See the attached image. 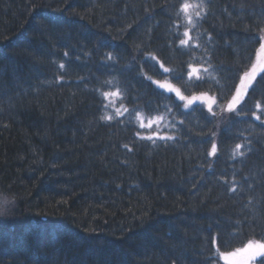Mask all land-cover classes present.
Returning a JSON list of instances; mask_svg holds the SVG:
<instances>
[{
  "label": "trees",
  "instance_id": "16d2710c",
  "mask_svg": "<svg viewBox=\"0 0 264 264\" xmlns=\"http://www.w3.org/2000/svg\"><path fill=\"white\" fill-rule=\"evenodd\" d=\"M183 2L0 0V264H230L264 241V79L228 114L151 79L227 102L264 0ZM138 111L172 136H141Z\"/></svg>",
  "mask_w": 264,
  "mask_h": 264
},
{
  "label": "rangeland",
  "instance_id": "374dc122",
  "mask_svg": "<svg viewBox=\"0 0 264 264\" xmlns=\"http://www.w3.org/2000/svg\"><path fill=\"white\" fill-rule=\"evenodd\" d=\"M189 13L191 15H193V10H190ZM254 56H255V59H254L253 63H257V64L264 63V52L260 51V47H259L256 55H254ZM252 64H251V66H252ZM251 66L245 72L249 71ZM196 69H197V67H196ZM191 72L193 73L192 75H194V76L199 74V70H196L195 72H193V66L191 67ZM243 75H244V73L242 74V76L238 82L237 88H235L236 90H235L233 96L227 102H225L223 104H219L215 100L216 97L214 96V94H212L210 92H203L202 91L200 93H195L192 95L204 94L206 96V99L202 100V101H196V102H194V105L195 104H202L208 109V111H211L213 113H219V114H228V113L236 111L239 104L243 101V99H241V101L238 104H236L234 108H229V104L232 102L233 97L236 96L238 90L241 93H245V89L241 86V79L243 78ZM151 79L153 80L152 82H154V83H155V81H161L162 83L163 82H169L166 80H158L155 78H151ZM169 83H171V82H169ZM171 84L174 85L176 88H179L177 85H175L173 83H171ZM249 89L246 90V94H247ZM246 94H244L243 98L246 96ZM183 95H185V94H183ZM186 96H191V95H186ZM181 102H183V105L186 103L185 101H181ZM210 103L212 104L211 108H209ZM192 106L193 105H189L186 109H190ZM135 118H136L138 125L141 128L140 134H141V136H143L145 138H165V137H171L172 136V134L170 132L171 129L168 130V128H172L173 124H172V121L169 119V117L166 115H161V114L147 115L141 111H138L136 113ZM151 122H154V123H151ZM150 123H151V126H149ZM213 145L216 146L215 141H214ZM13 203H15V200L13 199V197H10L7 195L0 196V217L1 218H4V219L8 218L6 213L9 209H11L14 206ZM249 241H255V240H249ZM246 245H247V242L243 246H241L237 249H244L246 247ZM236 250L233 251V252H236V255L229 256V258L225 261L229 262L230 264H248V262H247L248 253H246L244 251L237 252ZM233 252H231V253H233ZM221 256L224 257L223 255H221Z\"/></svg>",
  "mask_w": 264,
  "mask_h": 264
},
{
  "label": "snow or ice",
  "instance_id": "6c2138e0",
  "mask_svg": "<svg viewBox=\"0 0 264 264\" xmlns=\"http://www.w3.org/2000/svg\"><path fill=\"white\" fill-rule=\"evenodd\" d=\"M197 8H200L201 11H204V5L202 3H192L190 0H185V2L182 3L181 5V10L185 13L188 14L190 10H195ZM201 11H196L195 15L197 17L201 16ZM189 21L191 22V16H188ZM186 35L190 36V33H186ZM261 39H264V37H261ZM181 45L187 44V40H181L180 41ZM260 51L264 52V43H261L260 45ZM61 68H63V65H60ZM159 67L163 68V65H159ZM197 69L195 66H193V72H195ZM170 69L163 68L162 75H170L171 74ZM192 72H189L188 75H192ZM183 73L178 72L177 76H182ZM257 77H260L261 79H264V63H253L249 71L244 72L243 78L241 79V86L245 89V93H241L239 90L237 91L236 96L233 97L232 102L229 104V108H234L236 104H238L241 99H243L244 94H246V90L249 88H252L254 90L255 87V82L257 80ZM150 79V78H148ZM155 85L160 89L162 93L166 92L167 93H174L175 97H178L180 101H185L186 103L183 105V107L187 108L189 105H194V102L196 101H202L206 99V96L204 94L201 95H191V96H186L183 95L181 90L179 88H176L174 85H172L169 82H161V81H155ZM116 95H119V92L117 91L115 93ZM105 96H110L113 95V93H105ZM166 109H170L171 105H165L164 106ZM212 107V104H209V108ZM259 107V105H258ZM106 119L111 120L112 117H106ZM154 123V122H151ZM151 123L149 126H151ZM151 139V138H149ZM163 139V138H162ZM171 139V138H168ZM241 146L237 145V148L239 149ZM212 153H216V146L213 145L212 148ZM240 155H243V153H239ZM234 190V189H233ZM237 252L239 251H244L248 253L247 255V262L248 264H264V241H248L247 245L244 249H237ZM224 256V259L227 260L229 256H234L236 255V252L233 253H224L222 254Z\"/></svg>",
  "mask_w": 264,
  "mask_h": 264
}]
</instances>
